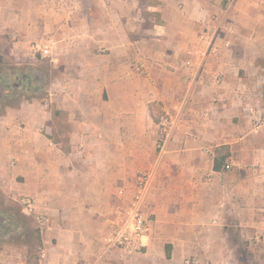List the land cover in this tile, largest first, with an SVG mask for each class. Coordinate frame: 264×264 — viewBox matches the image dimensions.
<instances>
[{"label": "crops", "instance_id": "crops-1", "mask_svg": "<svg viewBox=\"0 0 264 264\" xmlns=\"http://www.w3.org/2000/svg\"><path fill=\"white\" fill-rule=\"evenodd\" d=\"M0 37L62 66L47 100L0 115V189L48 219L38 264L264 262V0H0ZM140 175L150 231L128 255L104 239Z\"/></svg>", "mask_w": 264, "mask_h": 264}, {"label": "trees", "instance_id": "trees-1", "mask_svg": "<svg viewBox=\"0 0 264 264\" xmlns=\"http://www.w3.org/2000/svg\"><path fill=\"white\" fill-rule=\"evenodd\" d=\"M2 39H5L2 37ZM53 70V69H52ZM34 69H12L11 67L0 65V115H3L8 108H18L21 103H31L34 101L42 102L47 96V88L49 81H43L42 78L47 77L49 80L54 76L52 73L48 76V72L41 75H35ZM53 124V138L55 142H60L58 135H64L68 143V135L71 132V125L67 121L66 115L60 111L53 109L51 111ZM59 132H58V128ZM59 133V134H58ZM67 151V150H65ZM213 169L219 171L221 165L215 159ZM21 219V211L17 209L12 202L0 190V246L9 243L13 235L19 231V223ZM37 232V231H36ZM37 245L41 244L40 237L36 235ZM29 254V253H28ZM241 254L247 252L239 248V258ZM166 258L170 257L169 247H165ZM28 263V261H27Z\"/></svg>", "mask_w": 264, "mask_h": 264}, {"label": "rangeland", "instance_id": "rangeland-1", "mask_svg": "<svg viewBox=\"0 0 264 264\" xmlns=\"http://www.w3.org/2000/svg\"><path fill=\"white\" fill-rule=\"evenodd\" d=\"M142 6L145 4H151L154 3L155 0H140ZM32 57L29 59H20L16 57L15 52L13 51V47L11 42H9L6 39H2L0 37V65L11 67L12 69H24L26 67L27 69H34L35 75H41L43 72H48V76L56 74L54 69H61V63H55L51 62L50 57L48 56H42L39 52L32 51ZM53 69V70H52ZM42 80L50 81L47 77L42 78ZM48 89H49V82H48V88H47V96L44 98V100L48 99ZM58 128V127H57ZM59 132V128L57 129ZM59 134V133H58ZM49 138L55 142V138H53V134L50 136L48 133ZM58 139H60V142L57 144L59 145L58 148H61L63 151L68 149V143L66 141V137L64 135H58ZM1 190V189H0ZM6 196V195H5ZM8 197V196H6ZM9 200L12 202V204L21 211V219L19 223V231L16 232L12 240L9 243H5L2 246H0V260L1 259H11L12 264H19L21 262H26V264H38L39 260L43 259V253L41 252V244L37 245L36 235L38 233L39 237L41 238L40 233V227L34 220L32 215H29L24 211L18 200L8 197ZM17 198V197H16ZM85 204V203H82ZM82 220V219H81ZM80 220V221H81ZM59 221V222H58ZM56 223H58L59 227L66 226V224H69V218H59ZM49 224H51V220L49 219ZM37 231V232H36ZM65 236V235H64ZM64 238V237H63ZM57 240L53 239V243H55ZM29 253V254H28ZM253 255L249 254H241L240 256V264H264V262H252ZM28 261V263H27ZM111 261H114L115 264H123L118 262L117 255L111 256ZM140 262V261H138ZM163 264H170L169 262L164 261Z\"/></svg>", "mask_w": 264, "mask_h": 264}, {"label": "built area", "instance_id": "built-area-1", "mask_svg": "<svg viewBox=\"0 0 264 264\" xmlns=\"http://www.w3.org/2000/svg\"><path fill=\"white\" fill-rule=\"evenodd\" d=\"M33 51L39 52L42 56L49 55V49L32 46ZM257 125L264 124V116L255 119ZM161 131L166 132L171 127V121L166 116L159 119ZM226 169L229 167L226 166ZM147 177L140 175L137 181V194L131 204L123 211H117L110 224V232L104 239L109 249H117L125 254H135L141 249L143 238L149 233L150 226L147 220L140 213V202L143 196ZM20 205L31 215L39 225L43 226L48 219L42 215H36L33 201L28 197H22L19 200ZM187 264H197V262H188Z\"/></svg>", "mask_w": 264, "mask_h": 264}]
</instances>
